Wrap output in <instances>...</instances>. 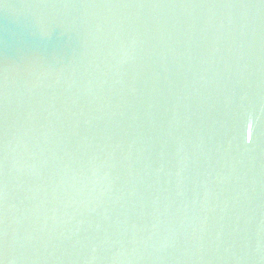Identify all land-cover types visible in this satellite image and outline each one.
I'll list each match as a JSON object with an SVG mask.
<instances>
[{
    "label": "water",
    "instance_id": "95a60500",
    "mask_svg": "<svg viewBox=\"0 0 264 264\" xmlns=\"http://www.w3.org/2000/svg\"><path fill=\"white\" fill-rule=\"evenodd\" d=\"M0 264H264V0H0Z\"/></svg>",
    "mask_w": 264,
    "mask_h": 264
}]
</instances>
